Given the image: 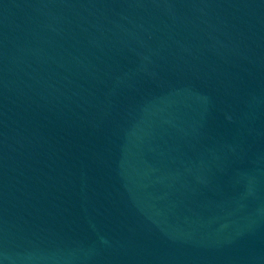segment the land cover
I'll use <instances>...</instances> for the list:
<instances>
[{
	"label": "water",
	"instance_id": "95a60500",
	"mask_svg": "<svg viewBox=\"0 0 264 264\" xmlns=\"http://www.w3.org/2000/svg\"><path fill=\"white\" fill-rule=\"evenodd\" d=\"M0 264H264V0H0Z\"/></svg>",
	"mask_w": 264,
	"mask_h": 264
}]
</instances>
